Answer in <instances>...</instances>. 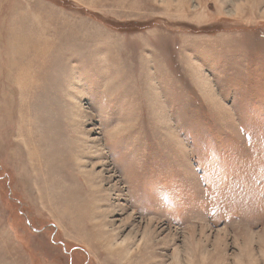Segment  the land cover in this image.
<instances>
[{"label": "rangeland", "instance_id": "1", "mask_svg": "<svg viewBox=\"0 0 264 264\" xmlns=\"http://www.w3.org/2000/svg\"><path fill=\"white\" fill-rule=\"evenodd\" d=\"M0 264H264V0H0Z\"/></svg>", "mask_w": 264, "mask_h": 264}]
</instances>
